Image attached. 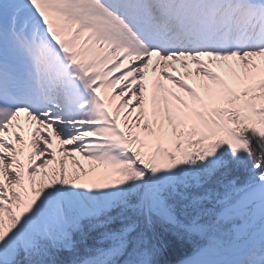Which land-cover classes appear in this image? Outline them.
Instances as JSON below:
<instances>
[{
  "label": "snow or ice",
  "instance_id": "6c2138e0",
  "mask_svg": "<svg viewBox=\"0 0 264 264\" xmlns=\"http://www.w3.org/2000/svg\"><path fill=\"white\" fill-rule=\"evenodd\" d=\"M0 264H264V0H0Z\"/></svg>",
  "mask_w": 264,
  "mask_h": 264
},
{
  "label": "bare ground",
  "instance_id": "6f19581e",
  "mask_svg": "<svg viewBox=\"0 0 264 264\" xmlns=\"http://www.w3.org/2000/svg\"><path fill=\"white\" fill-rule=\"evenodd\" d=\"M177 69H178V72L179 73H183L184 69H181L179 68V65L177 64L176 65ZM167 70H170V69H167ZM223 74V73H222ZM149 75H154L153 73H151V71H149ZM189 82H191V79H189ZM164 83H167V82H164ZM168 87H171L173 89V91H177L179 92L178 89H175L173 86L171 85H168ZM181 95H184L183 93H180ZM116 101H113V104H115ZM122 113H123V110H122ZM122 113H121V117L120 119L122 120ZM123 126V125H121ZM77 159L80 160V162L85 166V168H88V167H97V168H101L102 166H97L94 164V162H89V161H85L82 157H80L79 155H77Z\"/></svg>",
  "mask_w": 264,
  "mask_h": 264
},
{
  "label": "trees",
  "instance_id": "16d2710c",
  "mask_svg": "<svg viewBox=\"0 0 264 264\" xmlns=\"http://www.w3.org/2000/svg\"><path fill=\"white\" fill-rule=\"evenodd\" d=\"M184 250H185L184 247L177 242L174 248L172 249V251L169 252L167 258L171 261H175L183 254Z\"/></svg>",
  "mask_w": 264,
  "mask_h": 264
},
{
  "label": "rangeland",
  "instance_id": "374dc122",
  "mask_svg": "<svg viewBox=\"0 0 264 264\" xmlns=\"http://www.w3.org/2000/svg\"><path fill=\"white\" fill-rule=\"evenodd\" d=\"M173 258V257H172Z\"/></svg>",
  "mask_w": 264,
  "mask_h": 264
}]
</instances>
